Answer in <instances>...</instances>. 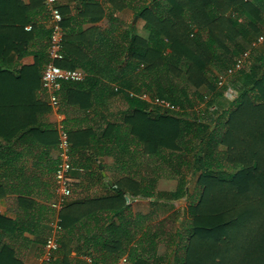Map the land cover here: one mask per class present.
I'll return each mask as SVG.
<instances>
[{
	"label": "trees",
	"instance_id": "1",
	"mask_svg": "<svg viewBox=\"0 0 264 264\" xmlns=\"http://www.w3.org/2000/svg\"><path fill=\"white\" fill-rule=\"evenodd\" d=\"M121 2L143 20L147 36L134 34L130 25L122 34L124 61L108 81L115 86L88 74L80 83H62L59 100L87 84L118 97L125 109L112 120L101 115V134L71 133V157L88 148L110 155L106 142L122 141L116 163L124 156L127 161L108 181L94 175L107 189L104 195L61 209L60 247L47 264H119L122 257L127 264H264V50L235 70L245 46L264 35V0ZM33 9L21 0H0V179L18 185L8 190L0 184V195L17 193V203L27 204L23 189L45 187L38 174L53 171L48 155L57 144L54 124L42 121L51 109L35 93L49 32L39 28L43 40L34 43L40 14ZM30 55L34 63L21 65ZM81 93L79 108H90L93 91ZM222 98L229 100L226 108ZM155 99L176 110L153 105ZM81 134L87 136L78 144ZM24 154L31 157L28 168ZM162 180L174 188L160 189ZM184 197L180 223L176 211L159 218L161 202ZM25 232L29 225L0 215V264H19L14 241ZM48 236L36 242L44 244ZM71 249L81 255L71 257Z\"/></svg>",
	"mask_w": 264,
	"mask_h": 264
},
{
	"label": "crops",
	"instance_id": "2",
	"mask_svg": "<svg viewBox=\"0 0 264 264\" xmlns=\"http://www.w3.org/2000/svg\"><path fill=\"white\" fill-rule=\"evenodd\" d=\"M21 1L25 5H30L34 8L32 10L34 16L40 14L39 17L34 18V23L39 25L36 32H34L36 35L34 43H42L43 39L39 28L41 29V27H43L49 32L47 25L48 16L47 18L42 19V13L46 15L47 11L45 8V11L43 10V12L40 9V6H42L40 0H34L32 3L31 0ZM56 1V8L62 16L61 27L64 33V60L61 64L66 67H72L67 69L83 72L85 74L84 79L90 75V77L95 80L108 83L112 85V87L115 86L108 81L120 74V69L124 61L122 50L126 47L125 39L123 43H121V36L122 34L125 35L128 31V26L130 25L129 20L134 15L133 11L126 6V4H122L121 0ZM136 18L137 16L134 17L133 23ZM133 23L131 25H133ZM131 25L130 30L133 29ZM143 25L144 24H141L140 26L142 29H144ZM25 30L30 31L31 27L26 26ZM33 63L34 58L31 55L24 57L20 61L21 65L26 66L32 65ZM40 81L41 80H38L37 82L35 93L47 104L46 96L42 92ZM101 88L103 90L99 91L95 86L91 87L90 84H87L79 92L70 91L68 94H63L60 98L58 114L60 115V120L69 132L71 147L73 144V137L71 138L72 132L93 129L95 134L99 135L105 127L101 115H108L109 119L112 120L110 116L112 113H117L125 109L124 103H122L118 97H113L111 93L108 92V89L104 87ZM89 90L93 91V98L91 101L93 105L85 110L84 108L80 109L79 107L83 100L81 97L83 93L81 92H88ZM83 103L85 106L89 104L87 100ZM95 111L99 114H95ZM58 119L59 118L51 111V115L44 116L42 121L45 125L50 121L55 126V121ZM20 121H23V118L19 119L17 122L19 123ZM56 136L58 142L57 132ZM86 136L87 134H81L78 144L85 141ZM117 136H119V134ZM110 142L111 141L106 142V144L111 147L110 155H107L105 152V154L102 153L103 155L101 153V155H96L92 153L90 148H88L85 149L87 151L84 150V152H80L81 155L77 158L73 159V157H71L72 170L68 182L73 190V198L70 202L80 198H89L88 195L91 194V192H105L107 189L104 184L100 182L98 183L94 180V175H102L106 178L105 181H108L115 177L113 171L122 167V165L126 163L127 156L121 158L120 164L116 163V152L119 147L124 146L122 141L119 143L120 146L116 143L111 144ZM98 149L101 151L103 149L104 151L101 142L98 145ZM23 157L27 168L30 167L31 162L27 160H30L31 157H28V155L25 154ZM48 158L51 160V169L53 171L48 175H45V172L38 174V180L42 182L45 187L36 188L30 184L31 188L28 187L23 189V191L27 193H23L21 197L24 198L25 201L31 203H17V199L20 197L17 193L7 192L0 195V215L13 222L20 219L22 224L25 226L29 225L30 227V232L22 233L23 239H17L14 241V251L18 259L17 263L19 264L38 263L44 244L36 242V239L41 238V236L47 231L48 233L51 231V226L48 225V219L52 221L55 215V212L50 208V204L54 200L53 175L54 168L57 164V144H55V148L50 151ZM101 163L106 166L107 171L104 170L105 168H102ZM0 173L3 172L1 171ZM89 177L92 178L90 179ZM0 184L7 185L8 190H11V187L18 186L17 182L13 179H8V181L0 179ZM25 185L26 184H24V186ZM46 185L49 187H46ZM37 235L40 236L37 237ZM82 252H84V250H82ZM70 254L71 257H75L77 253L71 249ZM77 255H81V253ZM80 257L84 258L83 256Z\"/></svg>",
	"mask_w": 264,
	"mask_h": 264
},
{
	"label": "built area",
	"instance_id": "3",
	"mask_svg": "<svg viewBox=\"0 0 264 264\" xmlns=\"http://www.w3.org/2000/svg\"><path fill=\"white\" fill-rule=\"evenodd\" d=\"M42 1L48 14L47 25L49 35L46 52L47 61L41 72V89L46 96L47 104L52 113L59 119L55 121V129L58 135L57 164L53 175L54 200L50 204V208L55 212V215L52 221H50L51 231L43 245L42 254L37 264H47L52 259L53 254L59 249L60 246L57 241L61 226L58 213L73 198V190L68 182L72 170L69 132L60 120V115L58 114L61 84L64 82L80 83L85 76L81 71L63 68L58 65V63L64 60V33L61 27L62 16L56 8V0ZM263 41L264 37L259 36L255 41L250 43L249 48L237 60L235 70L241 68L243 62L249 58L250 52L261 45ZM153 105L169 111L176 110L174 105L165 100L155 99L153 100ZM122 261L125 263V259Z\"/></svg>",
	"mask_w": 264,
	"mask_h": 264
},
{
	"label": "rangeland",
	"instance_id": "4",
	"mask_svg": "<svg viewBox=\"0 0 264 264\" xmlns=\"http://www.w3.org/2000/svg\"><path fill=\"white\" fill-rule=\"evenodd\" d=\"M261 1V0H260ZM259 1V3H260ZM255 3L259 4L258 2H256L254 0ZM134 15L130 18L129 20V24L131 25L133 23V20H134ZM141 24H144L143 20L140 19V18H136L135 22L133 23V25H131V27L133 28V33L138 35V36H142V37H146L147 36V32L145 31V29H142L140 26ZM264 37V35H263ZM264 41L262 42L261 45H259L256 49L252 50L250 53L252 54H258V53H261L263 50H264ZM249 47L248 46H245V50H247ZM224 80V79H222ZM204 90V88H201L200 89V92H202ZM226 97V96H225ZM227 97L229 98H232L231 96H228ZM220 101V100H219ZM229 101L228 99H225V98H222L221 99V103L222 105L220 106H224L225 108L229 105L228 102ZM195 182V181H194ZM194 182L193 181H190L189 184L187 185V188L189 189V192L190 193H193V188H194ZM173 184L172 182L169 183V182H166V180H162L161 181V187L160 189H172L174 187V185H171ZM105 192H91V194H89V198H96V197H99V196H102L104 195ZM92 196V197H91ZM129 198H127V201H126V204L129 202ZM186 197L180 199V200H177V201H170V202H161L160 204V207H159V218L160 219H163L164 217H168V215L171 213V211H176L177 213H179V218L177 219V223H180L182 221V215L184 213V209L186 207ZM75 246V245H74ZM162 250H163V247H159V251L158 253L161 254L162 253ZM73 251V250H72ZM125 259V257H122L120 260H119V264H127L126 262L124 263L122 260Z\"/></svg>",
	"mask_w": 264,
	"mask_h": 264
}]
</instances>
